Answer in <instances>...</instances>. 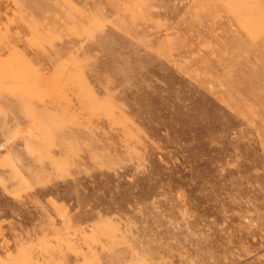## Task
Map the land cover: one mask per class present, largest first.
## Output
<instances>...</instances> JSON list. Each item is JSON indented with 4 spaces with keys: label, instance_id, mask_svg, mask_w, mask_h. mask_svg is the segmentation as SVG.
<instances>
[{
    "label": "rangeland",
    "instance_id": "obj_1",
    "mask_svg": "<svg viewBox=\"0 0 264 264\" xmlns=\"http://www.w3.org/2000/svg\"><path fill=\"white\" fill-rule=\"evenodd\" d=\"M0 264H264V0H0Z\"/></svg>",
    "mask_w": 264,
    "mask_h": 264
}]
</instances>
